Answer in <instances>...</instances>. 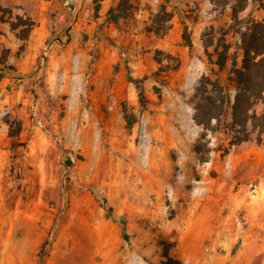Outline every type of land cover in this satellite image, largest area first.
Returning <instances> with one entry per match:
<instances>
[{"label":"rangeland","instance_id":"1","mask_svg":"<svg viewBox=\"0 0 264 264\" xmlns=\"http://www.w3.org/2000/svg\"><path fill=\"white\" fill-rule=\"evenodd\" d=\"M263 18L264 0L238 18L217 0H0V264H165L167 245L264 264V145L230 143L240 33ZM205 74L228 106L203 140Z\"/></svg>","mask_w":264,"mask_h":264},{"label":"trees","instance_id":"2","mask_svg":"<svg viewBox=\"0 0 264 264\" xmlns=\"http://www.w3.org/2000/svg\"><path fill=\"white\" fill-rule=\"evenodd\" d=\"M217 2L222 7L231 5L235 18H238L239 12L245 10L248 5V0H217ZM99 8L100 5H97L96 12ZM163 14L160 18L162 17L163 20L166 17V21L173 16L165 10ZM127 15L126 8L119 7L117 12L111 10V19L114 22ZM19 24L25 26L21 36L27 39L34 22L28 17L26 19L19 17V23L14 26L17 27ZM149 30L162 35L158 25H152ZM184 38L188 46H191L190 36L185 34ZM240 42L243 55L240 64L237 60L234 61L231 80L241 85L243 89L236 93L232 103L230 143L234 146L247 141H256L264 145V112L258 113L256 109L258 104L264 103V18L249 19L246 22V29L240 33ZM226 60V54L222 53L218 60L221 69L225 67ZM190 103L194 110L193 120L203 127L202 139H207L209 134L220 127L228 106V90L219 79H213L205 74L199 79ZM132 124L133 121L127 119L128 127ZM195 149L201 155V161L209 160V156L203 151L202 144H197ZM208 151L211 150L208 149ZM163 256L166 258L165 264H180V260L170 252L169 245L165 246Z\"/></svg>","mask_w":264,"mask_h":264},{"label":"crops","instance_id":"3","mask_svg":"<svg viewBox=\"0 0 264 264\" xmlns=\"http://www.w3.org/2000/svg\"><path fill=\"white\" fill-rule=\"evenodd\" d=\"M39 42H40L39 44L41 45V41H39Z\"/></svg>","mask_w":264,"mask_h":264}]
</instances>
